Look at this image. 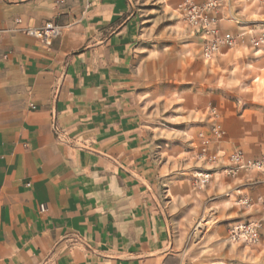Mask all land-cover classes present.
<instances>
[{
	"label": "crops",
	"instance_id": "obj_1",
	"mask_svg": "<svg viewBox=\"0 0 264 264\" xmlns=\"http://www.w3.org/2000/svg\"><path fill=\"white\" fill-rule=\"evenodd\" d=\"M217 19L220 34L259 35L264 2L228 0ZM47 23L60 31L49 46L27 33ZM140 23L128 0H0V264H178L187 194L168 197L136 107ZM233 55L211 84L232 94L218 105L227 140L244 148L264 140V50ZM222 166L193 189V211L261 221L264 233V178Z\"/></svg>",
	"mask_w": 264,
	"mask_h": 264
},
{
	"label": "rangeland",
	"instance_id": "obj_2",
	"mask_svg": "<svg viewBox=\"0 0 264 264\" xmlns=\"http://www.w3.org/2000/svg\"><path fill=\"white\" fill-rule=\"evenodd\" d=\"M128 1L141 21L138 36L140 52L135 71L136 107L148 132L153 159L158 166L167 167L168 178L172 180L168 197L177 188L187 194L183 212L179 215L181 220L172 236L174 248L179 254L178 264H264L261 221L239 219L234 214L231 220H214L215 215L209 210L193 211L198 196L194 200L192 195L193 189L198 193L209 185L217 162L223 166L216 171L225 175L222 169L229 164V157L234 152H241L248 160L264 154V140L244 142V148L234 144L237 143L235 141L227 140L228 132L218 100L230 99L232 94L221 91L222 88L216 93L211 84L215 70L224 71L226 61L235 52L243 55L264 50V46L259 49L250 46V40L258 36L257 29L240 30L243 40L231 50L222 48L223 53L228 52L226 56L217 57V61H206L201 53L202 36L192 30L183 15L181 5L184 0ZM245 1L253 4L264 2ZM195 2L202 4L203 0ZM217 2L216 16L221 14L225 17L228 0ZM222 24L225 26L224 21ZM222 28V35L231 36L227 28ZM239 65L238 61L229 62V68L236 69L235 72L240 69ZM218 79L223 85L224 77ZM229 127L235 131L239 124H230ZM223 145L228 146L229 154H224ZM210 156L216 159L215 165L208 161ZM205 174L212 176L203 183L201 180ZM163 189L166 195L167 187ZM237 204L242 205L239 201ZM244 222L260 223L257 244L229 240L230 226Z\"/></svg>",
	"mask_w": 264,
	"mask_h": 264
},
{
	"label": "built area",
	"instance_id": "obj_3",
	"mask_svg": "<svg viewBox=\"0 0 264 264\" xmlns=\"http://www.w3.org/2000/svg\"><path fill=\"white\" fill-rule=\"evenodd\" d=\"M181 7L188 25L199 31L203 37L201 53L204 60L211 61L220 49H232L238 41L243 40V35L225 36L217 30L218 19L216 14L219 7L217 0H203L202 4H197L195 0H184ZM27 33L41 39L46 46H49L51 41L59 36L60 31L57 26L47 23L39 29L29 30ZM250 46L253 49L264 46L263 30L259 32L256 38L250 40ZM216 134L219 135L217 130ZM208 161L212 165L216 164V159L213 156H210ZM228 161L229 164L222 169L227 177L235 178L239 173L256 172L264 178V155L248 160L238 151L231 154ZM211 176L212 174H205L201 181L203 183L208 182ZM248 202V200L239 201L243 205L248 204ZM260 228L259 222L236 223L229 228V240L235 243L257 244L260 239Z\"/></svg>",
	"mask_w": 264,
	"mask_h": 264
}]
</instances>
